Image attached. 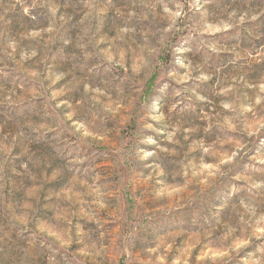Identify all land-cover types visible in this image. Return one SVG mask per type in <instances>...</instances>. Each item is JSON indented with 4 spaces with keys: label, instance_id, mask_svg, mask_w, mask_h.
<instances>
[{
    "label": "rangeland",
    "instance_id": "374dc122",
    "mask_svg": "<svg viewBox=\"0 0 264 264\" xmlns=\"http://www.w3.org/2000/svg\"><path fill=\"white\" fill-rule=\"evenodd\" d=\"M0 264H264V0H0Z\"/></svg>",
    "mask_w": 264,
    "mask_h": 264
}]
</instances>
